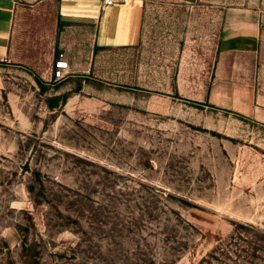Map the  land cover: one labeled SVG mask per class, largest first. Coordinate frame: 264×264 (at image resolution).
I'll use <instances>...</instances> for the list:
<instances>
[{
	"label": "rangeland",
	"instance_id": "1",
	"mask_svg": "<svg viewBox=\"0 0 264 264\" xmlns=\"http://www.w3.org/2000/svg\"><path fill=\"white\" fill-rule=\"evenodd\" d=\"M14 1L29 63L0 60V264H264V124L231 108L264 90V0H143L118 49L35 12L60 0Z\"/></svg>",
	"mask_w": 264,
	"mask_h": 264
},
{
	"label": "crops",
	"instance_id": "2",
	"mask_svg": "<svg viewBox=\"0 0 264 264\" xmlns=\"http://www.w3.org/2000/svg\"><path fill=\"white\" fill-rule=\"evenodd\" d=\"M84 3H71V0H60L56 13L50 3L45 4V10L35 7V12L41 11L45 20L51 21L52 29L60 31V25L77 21L79 24L89 23L92 31V47L95 49H118L132 47L141 39L143 25V0H117V5L102 7V0H84ZM181 3L191 4L195 0H176ZM51 5H53L51 3ZM17 15L16 2L14 0H0V60L26 65V54L29 50L23 43L22 38L16 37L15 17ZM19 16V14H18ZM21 16V15H20ZM55 16V18H54ZM27 20V17H25ZM14 26V27H13ZM85 27H78V45H82L85 37ZM258 50L260 57L264 58V32L259 30L257 34ZM81 43V44H80ZM62 46L67 44L62 43ZM32 47V46H31ZM40 49V46L35 47ZM33 52V49H30ZM69 60L71 69L72 62L67 51L64 50ZM40 50L36 51L39 54ZM263 63V62H262ZM37 70L38 61L30 63ZM239 113L253 117L256 121L264 124V90L258 91L252 99L246 92L245 100L239 106H231Z\"/></svg>",
	"mask_w": 264,
	"mask_h": 264
},
{
	"label": "built area",
	"instance_id": "3",
	"mask_svg": "<svg viewBox=\"0 0 264 264\" xmlns=\"http://www.w3.org/2000/svg\"><path fill=\"white\" fill-rule=\"evenodd\" d=\"M119 2L117 0H102V7H108L117 5ZM71 74V66L67 55L64 51H61L57 58L53 61L52 67V78L55 82H60L65 80Z\"/></svg>",
	"mask_w": 264,
	"mask_h": 264
},
{
	"label": "trees",
	"instance_id": "4",
	"mask_svg": "<svg viewBox=\"0 0 264 264\" xmlns=\"http://www.w3.org/2000/svg\"><path fill=\"white\" fill-rule=\"evenodd\" d=\"M37 80H39V79L37 78ZM38 82H39V85L42 84L40 81H38ZM236 115H237L239 118H244V117H245V116H242L241 114H238V113H236Z\"/></svg>",
	"mask_w": 264,
	"mask_h": 264
}]
</instances>
